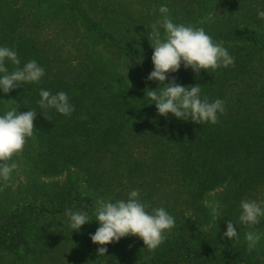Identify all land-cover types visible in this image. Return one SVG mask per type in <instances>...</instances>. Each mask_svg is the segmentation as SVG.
<instances>
[{
  "label": "trees",
  "instance_id": "1",
  "mask_svg": "<svg viewBox=\"0 0 264 264\" xmlns=\"http://www.w3.org/2000/svg\"><path fill=\"white\" fill-rule=\"evenodd\" d=\"M112 4L92 12L83 0H0V47L16 51L20 68L35 60L45 72L38 83L0 91V116L37 111L32 138L13 157L28 187L14 208L0 209V254L12 256L8 264H257L213 227L228 215L243 226L244 200L264 208V0H224L222 8L217 0H156L134 11ZM162 5L172 21L203 28L234 57V66L208 73L181 64L164 82L199 84L201 100L224 101L216 124L160 116L146 95L163 85L147 79L153 52L129 33L149 36ZM42 89L65 92L72 114L41 109ZM133 190L175 226L154 251L125 237L98 256L90 239L96 200H127ZM67 210L89 223L74 231ZM256 226L264 228V217Z\"/></svg>",
  "mask_w": 264,
  "mask_h": 264
},
{
  "label": "clouds",
  "instance_id": "2",
  "mask_svg": "<svg viewBox=\"0 0 264 264\" xmlns=\"http://www.w3.org/2000/svg\"><path fill=\"white\" fill-rule=\"evenodd\" d=\"M166 5L159 8L161 20L152 24L150 39L153 53L151 63L153 71L147 79L163 85L159 92L145 90L146 95L153 102L160 116L171 114L178 120L190 121L195 124H216L218 113L224 112V101L216 99L209 102L207 98L201 100V86L199 84L185 87L177 84L175 79H168V73H175L181 64L185 69H192L194 73L218 68L234 66V57L230 56L222 44L215 43L213 38L203 28H194L184 24H176L168 15ZM258 17L264 19V11L258 12ZM160 28L163 29V37ZM5 60L10 61L14 70L9 73ZM20 60L16 51L8 47H0V91L7 94L23 83H38L45 75L44 69L35 60L27 62L23 68L19 67ZM39 106L41 109H55L59 114L70 116L74 107L69 103L68 96L61 91L52 94L48 90H41ZM37 111L28 110L22 114L13 108L0 116V180L8 182L11 174L18 168L13 157H19L29 138L35 130L34 121ZM139 190L129 193L127 200L115 203L100 198L96 200L95 221L99 227L90 239L98 245L97 255L105 256L106 245L118 242L125 237H137L142 240L144 248L156 250L166 239V233L175 226L174 218L163 208H156L149 213L148 205L139 199ZM211 209L213 219L219 220V202L206 201ZM241 214L239 222L246 226L245 239L248 251L251 252L261 239V234L255 230L264 208L255 201L244 200L240 204ZM70 220V227L79 231L81 226L88 224L89 217L83 212L67 210L65 213ZM236 225L228 221L224 237L238 240Z\"/></svg>",
  "mask_w": 264,
  "mask_h": 264
},
{
  "label": "rangeland",
  "instance_id": "3",
  "mask_svg": "<svg viewBox=\"0 0 264 264\" xmlns=\"http://www.w3.org/2000/svg\"><path fill=\"white\" fill-rule=\"evenodd\" d=\"M109 0H83V6L85 9H90L92 11L93 7H96V9H100L103 6H108ZM224 0H217V3L220 8L224 6L223 4ZM148 4H151L153 6H156V0H113V4L111 7H121L124 9H127V11H134L138 9H145ZM104 9V7H103ZM110 10V8H107ZM93 12V11H92ZM174 22V21H173ZM176 23V22H174ZM178 24V23H176ZM186 26H192L195 28V25L192 23H183ZM161 36L163 37V30L160 31ZM258 32H261V30H258ZM130 36H135L136 41L139 45L150 47L149 49L153 52V49L151 47L152 40L150 39V35L145 37L141 34H136L131 32L129 33ZM26 175L21 172L20 168L13 171L11 174V179L8 182H4L0 180V209L9 208L12 209L15 207L16 203L20 202L19 200L22 199V193L25 191V189L28 187V179L25 177ZM61 182L65 180V176L61 177L59 179ZM82 190L84 188L82 187ZM211 197H215L214 195H211ZM212 200V199H211ZM229 216V221L233 222L236 226V231L239 236L238 240H229L226 237H224V232L226 231L227 222L228 221H221L216 228L213 227L215 236L219 240H225L228 241L233 247L240 248L252 261L253 263L257 264H264V228L259 229L257 226H255V230L258 231L261 234V239L257 243L256 247L249 252L248 251V244L245 239V232L248 231L246 226H241L236 222L235 219L232 218V215ZM59 223H62V220H58ZM82 237L81 234L77 238V243H82ZM12 256L7 254H0V264H8L11 260Z\"/></svg>",
  "mask_w": 264,
  "mask_h": 264
}]
</instances>
